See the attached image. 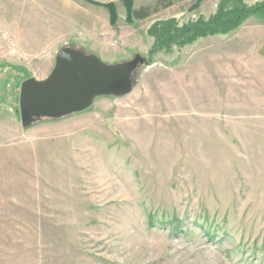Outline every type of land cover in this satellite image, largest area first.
<instances>
[{"label": "rangeland", "instance_id": "374dc122", "mask_svg": "<svg viewBox=\"0 0 264 264\" xmlns=\"http://www.w3.org/2000/svg\"><path fill=\"white\" fill-rule=\"evenodd\" d=\"M234 1L0 0V264H264V16L151 52ZM68 45L145 61L129 94L22 127L20 82Z\"/></svg>", "mask_w": 264, "mask_h": 264}, {"label": "water", "instance_id": "95a60500", "mask_svg": "<svg viewBox=\"0 0 264 264\" xmlns=\"http://www.w3.org/2000/svg\"><path fill=\"white\" fill-rule=\"evenodd\" d=\"M145 58L106 63L71 45L61 47L50 73L43 79L24 78L19 85L18 112L22 127L42 118L58 119L89 107L98 96H124L135 83Z\"/></svg>", "mask_w": 264, "mask_h": 264}, {"label": "trees", "instance_id": "16d2710c", "mask_svg": "<svg viewBox=\"0 0 264 264\" xmlns=\"http://www.w3.org/2000/svg\"><path fill=\"white\" fill-rule=\"evenodd\" d=\"M236 6L229 10L221 11L217 16L209 17L206 20L186 24L187 26L176 27H162L158 34L153 33L154 44L151 52L159 50L160 47L164 49L170 48L173 45L187 44L199 37L226 33L237 27L245 18L251 15L264 16V2L256 6H245L240 0L234 1ZM130 16L134 19H142L148 16L149 11L144 8L129 9ZM161 37V38H160ZM27 77V76H26ZM25 77V78H26Z\"/></svg>", "mask_w": 264, "mask_h": 264}]
</instances>
